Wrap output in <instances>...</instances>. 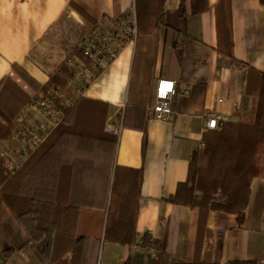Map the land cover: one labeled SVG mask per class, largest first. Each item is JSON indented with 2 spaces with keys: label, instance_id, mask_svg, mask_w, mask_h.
Returning <instances> with one entry per match:
<instances>
[{
  "label": "crops",
  "instance_id": "obj_1",
  "mask_svg": "<svg viewBox=\"0 0 264 264\" xmlns=\"http://www.w3.org/2000/svg\"><path fill=\"white\" fill-rule=\"evenodd\" d=\"M222 1L230 6L234 55L264 71V0ZM72 2L98 20L97 24L125 17L136 25L135 0H0V80L10 76L30 96L36 95L13 65L18 64L40 84L49 80L60 62L51 70L39 64L32 56L38 45L65 14L79 15L92 25ZM218 6H222L220 0H164L153 64L151 57L144 62L150 66L148 79L140 73L142 55L135 60L136 34L126 38L116 57L104 61L96 75L91 65H76L70 82L74 91L67 93L68 101L82 95L107 102L106 131L116 134L118 142L116 148L96 142L60 152L72 165L70 201L83 206L89 200L94 203L92 211H98L109 204L117 167L122 173L127 171L125 176L140 171L133 241L102 242L97 264L264 263V177L253 180L244 223L239 225L235 214L211 211L207 227L212 238L204 237L201 243L199 210L167 200L178 183L187 179L192 153L204 146L208 129L203 113L213 109L226 116V121H237V112L248 111L253 104L245 93L244 72L218 49L222 45ZM160 79L174 81L178 91L174 102L175 95L172 99L175 114L170 120L158 119L149 108ZM46 120L43 111L28 105L18 119L13 140L2 147L31 143L35 132L30 127L35 129L36 122ZM27 154L21 156V165L30 156ZM1 158L6 166V157ZM88 222L97 228V219H85ZM138 235L143 237L142 243L136 242ZM43 258L0 196V264H39ZM70 258L67 254L57 264H71Z\"/></svg>",
  "mask_w": 264,
  "mask_h": 264
},
{
  "label": "trees",
  "instance_id": "obj_2",
  "mask_svg": "<svg viewBox=\"0 0 264 264\" xmlns=\"http://www.w3.org/2000/svg\"><path fill=\"white\" fill-rule=\"evenodd\" d=\"M163 2L135 0V60L142 55L144 68L140 73L144 79L150 75V66L145 63L147 58L154 57L157 30L163 20ZM220 2L217 26L222 45L218 49L232 66L244 72L245 93L252 97L253 104L250 110L237 112V121L221 122L219 127L205 132L204 146L191 155L187 179L178 183L176 192L167 199L199 210L200 243L204 237L212 238V231L207 227L211 211L235 214L238 224L244 223L253 180L264 177V71L234 55L230 6ZM72 5L90 24H97L98 20L83 8L74 2ZM79 63L91 65L77 45L57 64L44 84L14 64L13 68L36 90L34 97L10 76L0 80V145L13 140L20 115L35 99L51 100L63 109L57 125L14 173L7 170L0 157V196L29 233L38 251L52 264L61 262L67 254H71V264H97L102 242L129 244L134 237L140 171L125 176L127 171L122 173L117 167L109 204L98 211H92L94 203L89 200L83 206L70 201L72 165L60 152L96 142L113 144L116 148L118 142L116 134L106 131L107 102L82 95L75 96L71 103L68 101L67 93L74 91L70 82ZM98 72L95 71V75ZM177 95L176 90L173 102ZM68 169L71 171H65ZM217 193L225 199L216 200ZM92 217L98 220L97 228L90 222L85 223V219ZM225 264L264 263L231 260Z\"/></svg>",
  "mask_w": 264,
  "mask_h": 264
},
{
  "label": "built area",
  "instance_id": "obj_3",
  "mask_svg": "<svg viewBox=\"0 0 264 264\" xmlns=\"http://www.w3.org/2000/svg\"><path fill=\"white\" fill-rule=\"evenodd\" d=\"M121 18L122 17H119L118 21L120 23H123L124 19ZM105 22L106 21L100 22L99 24L93 26L88 40L82 45L83 54L91 61V66L94 68V71H97L98 67L104 61L114 59L124 41L126 40L125 38L121 39L118 33L112 30V28ZM134 32V34H136V25L134 27ZM86 81L88 82V80ZM153 94L154 101L151 102L149 108L154 112L155 117L165 120L173 119L175 111L172 104V99L176 94L175 82L160 79L154 87ZM34 102L44 105V102L39 99H35ZM47 102L54 103L51 100H47ZM50 113V110L45 111L48 120L41 122V130L38 128L39 132L41 134H44L41 139L36 134L37 130L30 127V130L35 132L34 136L31 138V145L35 146L40 141H42L47 136L48 132L57 125L61 115L63 114V112L59 111V117L55 119V121L50 123V115H47ZM203 118L205 120V128L208 130L219 127V124L226 121L227 119L226 116L220 115L213 109H207L203 113ZM114 132L118 133L119 129H115ZM29 147L30 146H25L24 148H22L21 152L19 153V159H16L15 163L12 162L11 158L5 159V164L8 167L9 171H15L17 168H19V162H22L21 156H24L26 154L25 152ZM148 232L152 234V230H148ZM136 242L142 243L143 237L141 235H138ZM39 264H50V262L48 261V259L43 258L40 260Z\"/></svg>",
  "mask_w": 264,
  "mask_h": 264
},
{
  "label": "rangeland",
  "instance_id": "obj_4",
  "mask_svg": "<svg viewBox=\"0 0 264 264\" xmlns=\"http://www.w3.org/2000/svg\"><path fill=\"white\" fill-rule=\"evenodd\" d=\"M118 20L119 18H107L105 19V23H107L112 28V30L117 32L121 39L133 37L135 33V26L131 23H128L125 17L123 23H120ZM92 28L93 26H90L79 15L65 14L62 18H60L56 26H54V28L50 30L48 36L44 38L42 43L38 45L36 51L33 52L32 56L39 62V64L44 66L47 70H51L52 68H54V66H56L57 63L66 59L69 51H71L76 45L82 48V45L88 40ZM70 63L72 64L73 61H70ZM89 80L90 79L88 78V82ZM88 82L86 81V83ZM38 99L44 102V105L37 104V102H33L32 104L37 107L40 111H43V113H45L46 110L51 111L50 114H47L50 115V123L55 121V119L59 117V111L63 112L62 107L56 105L55 103L47 102V100L40 98ZM34 125L36 127L35 129L37 130L36 134L41 139L44 135L43 133L41 134L38 130V128L41 130V122H36ZM30 144L31 143L21 146L17 143H12L9 144L8 147L5 146V149L2 147V145H0V157L11 158L12 162L15 163L16 153H20L22 148H24L25 146L28 147ZM38 146L39 144L35 146L30 145L29 149L31 150L28 149L29 151L27 150L25 152L26 154L28 153L26 157H28ZM33 147L35 148L33 149ZM21 163L22 162L20 161L19 167L21 166ZM15 171L9 172L14 173ZM214 198L219 201L225 199V197H223L220 193H217Z\"/></svg>",
  "mask_w": 264,
  "mask_h": 264
}]
</instances>
